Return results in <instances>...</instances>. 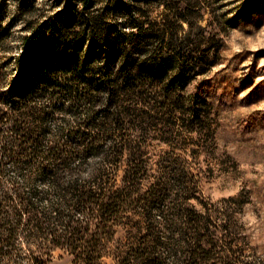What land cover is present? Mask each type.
<instances>
[{
    "label": "rangeland",
    "instance_id": "obj_1",
    "mask_svg": "<svg viewBox=\"0 0 264 264\" xmlns=\"http://www.w3.org/2000/svg\"><path fill=\"white\" fill-rule=\"evenodd\" d=\"M92 1L83 8L79 0H0V132L11 129L3 99L47 82L62 108L36 100L49 112L48 137L59 125L73 127L61 136L73 144L82 133L99 137V152L85 155L89 170L119 139L117 89L130 77L146 102L158 103L144 109L145 136H130L148 168L141 192L162 176L170 195L161 206L213 205L234 226L226 240L235 264H264V0ZM179 14L194 20L193 30L203 27L199 38ZM130 16L145 21L144 35H127L120 46L107 40L116 26L130 32ZM32 28L42 31L28 47L23 36ZM88 107L102 124H84ZM142 223L131 216L116 238ZM48 264L79 263L57 250Z\"/></svg>",
    "mask_w": 264,
    "mask_h": 264
},
{
    "label": "trees",
    "instance_id": "obj_2",
    "mask_svg": "<svg viewBox=\"0 0 264 264\" xmlns=\"http://www.w3.org/2000/svg\"><path fill=\"white\" fill-rule=\"evenodd\" d=\"M79 1L83 8L93 2ZM130 17L128 34L116 26L106 39L120 46L127 35L143 36L145 21ZM179 18L200 37L202 26L193 30L194 20L183 14ZM41 31L32 28L23 36L25 44L29 47ZM128 78L117 89L119 139L89 170L84 168L85 155L99 152L98 136L82 133L78 144H73L69 138H61L70 136L73 127L59 125L48 137L49 112L37 106L36 100L45 96L61 110L56 103L59 90L49 89L47 82L41 87L28 83L3 99L12 112L8 115L10 132H0V264H48L57 250L79 264L236 263L229 255L232 242L226 240L234 226L223 212L209 204L205 211L191 204L161 206L159 201L170 195L162 176L141 192L148 168L141 146L131 144L130 136L136 131L145 136L141 124L144 109L155 110L158 103L146 102L134 80ZM133 102L136 107L131 106ZM5 115L1 111V118ZM128 115L140 124L131 120L125 124ZM83 121L93 127L102 124L94 119L90 107ZM9 171L15 173L13 178ZM153 209L159 211L158 218ZM131 216L143 218L144 223L135 232L116 238L117 229L126 227ZM160 245L166 249L165 255L158 252Z\"/></svg>",
    "mask_w": 264,
    "mask_h": 264
}]
</instances>
